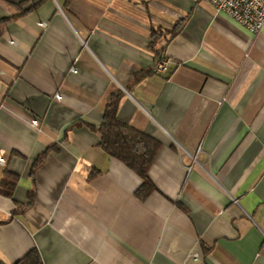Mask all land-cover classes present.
I'll return each instance as SVG.
<instances>
[{
    "label": "crops",
    "instance_id": "obj_1",
    "mask_svg": "<svg viewBox=\"0 0 264 264\" xmlns=\"http://www.w3.org/2000/svg\"><path fill=\"white\" fill-rule=\"evenodd\" d=\"M119 93L118 119L160 143L143 200L95 130ZM8 173L5 264H264V26L204 0H0Z\"/></svg>",
    "mask_w": 264,
    "mask_h": 264
},
{
    "label": "trees",
    "instance_id": "obj_2",
    "mask_svg": "<svg viewBox=\"0 0 264 264\" xmlns=\"http://www.w3.org/2000/svg\"><path fill=\"white\" fill-rule=\"evenodd\" d=\"M180 27L176 26L174 30L168 33L173 37ZM153 35H156L153 32ZM162 51L156 53V60H162ZM141 76H136L134 80L138 82ZM122 94L119 93L111 98L110 103L103 112V123L95 129L100 135V147L110 157L120 161L126 167L135 172L142 183L136 192V196L141 200L148 197L156 188L148 176V170L156 157L160 143L154 138L135 129L131 125L118 119V107ZM45 155L39 158L32 168V174L42 163ZM15 186V176L8 173L6 179L0 183V193L6 197L11 196ZM31 193L30 198H32ZM0 264H5L0 261ZM15 264H42L40 255L36 249L31 250Z\"/></svg>",
    "mask_w": 264,
    "mask_h": 264
},
{
    "label": "built area",
    "instance_id": "obj_3",
    "mask_svg": "<svg viewBox=\"0 0 264 264\" xmlns=\"http://www.w3.org/2000/svg\"><path fill=\"white\" fill-rule=\"evenodd\" d=\"M216 12H224L236 23L243 26L250 34H258L264 26V0H204ZM169 59L157 61L156 72L169 70ZM38 125L37 120L32 121V126Z\"/></svg>",
    "mask_w": 264,
    "mask_h": 264
}]
</instances>
